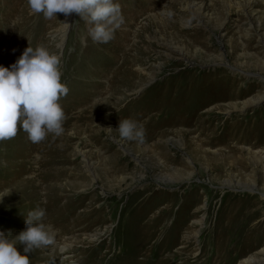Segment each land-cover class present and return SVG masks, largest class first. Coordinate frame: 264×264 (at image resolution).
Returning <instances> with one entry per match:
<instances>
[{
	"label": "rangeland",
	"instance_id": "1",
	"mask_svg": "<svg viewBox=\"0 0 264 264\" xmlns=\"http://www.w3.org/2000/svg\"><path fill=\"white\" fill-rule=\"evenodd\" d=\"M116 2L123 23L95 43L76 13L0 0V66L44 46L61 58L59 102L82 90L59 136L0 141V231L35 210L11 195L22 176L81 215L30 264H264V0ZM124 119L143 137L120 138Z\"/></svg>",
	"mask_w": 264,
	"mask_h": 264
},
{
	"label": "clouds",
	"instance_id": "2",
	"mask_svg": "<svg viewBox=\"0 0 264 264\" xmlns=\"http://www.w3.org/2000/svg\"><path fill=\"white\" fill-rule=\"evenodd\" d=\"M34 14L52 19L57 13L78 14L91 25L88 35L95 43H108L123 23L116 0H27ZM66 29L71 25L64 22ZM61 58L44 46L28 47L10 67L0 66V141L14 138L19 130L31 142L43 141L49 133H63L65 113L59 100L68 88L61 82ZM111 128V127H110ZM112 129V128H111ZM120 138L143 137V128L131 119L119 120L115 129ZM7 191V190H5ZM46 212L37 208L28 213L25 228L16 235L0 231V264H30L33 249L54 242L55 230L43 222ZM21 246V247H18Z\"/></svg>",
	"mask_w": 264,
	"mask_h": 264
},
{
	"label": "bare ground",
	"instance_id": "3",
	"mask_svg": "<svg viewBox=\"0 0 264 264\" xmlns=\"http://www.w3.org/2000/svg\"><path fill=\"white\" fill-rule=\"evenodd\" d=\"M1 5V4H0ZM1 19V18H0ZM0 22H2L0 20ZM1 27V26H0ZM1 37V35H0ZM3 37V36H2ZM1 42H3L2 40H0ZM0 47H2L0 45ZM3 49H5V51L7 50L8 53L9 50L8 48L4 45L3 43ZM11 54V53H10ZM10 59V58H9ZM77 68V67H76ZM133 71V70H132ZM129 71H127L126 73L128 74ZM134 74V72H133ZM75 81V80H74ZM130 82V81H129ZM80 88V87H79ZM85 92V91H84ZM82 93L81 89H78V87H76V89L72 92L71 95H68L67 98H62V100L59 102L63 108L64 113H66L67 111H70L69 109L73 108L76 109V111H78V107H79V102L78 99L80 98ZM88 95V94H87ZM84 96V95H83ZM90 96V95H89ZM82 98V97H81ZM87 97H85L86 99ZM82 100V99H81ZM84 100V99H83ZM89 98L86 99V101L88 102ZM84 101V102H86ZM81 102V101H80ZM204 106V105H203ZM161 108V107H160ZM164 108V107H163ZM202 108V107H201ZM191 109V108H190ZM192 110V109H191ZM73 111V110H72ZM194 111H196L194 109ZM200 111V110H199ZM74 112V111H73ZM96 112V111H95ZM198 112V111H196ZM98 113V112H97ZM196 113H194L195 115ZM206 114L209 115V113L207 112ZM205 114V115H206ZM104 115V114H103ZM200 115V114H199ZM204 115V114H203ZM207 115V116H208ZM98 116V115H97ZM95 116V117H97ZM210 116V115H209ZM94 117V118H95ZM193 117V116H192ZM98 118V117H97ZM96 118V119H97ZM140 118V117H139ZM119 119V118H118ZM136 119V118H133ZM197 119V118H196ZM199 119V118H198ZM197 119V120H198ZM204 119V118H202ZM139 120V119H138ZM165 120V119H164ZM174 120V119H173ZM193 120V118H192ZM66 121V120H65ZM65 121L63 123H65ZM67 121H70L72 124L71 119H68ZM141 121V120H140ZM170 121V120H167ZM172 121V120H171ZM194 121V120H193ZM201 122V121H200ZM204 122V120H203ZM76 121H74V125L76 126ZM152 123V122H151ZM197 123V122H196ZM202 123V122H201ZM206 123V122H205ZM71 124H68V126H70ZM168 124V123H167ZM191 124V123H190ZM199 124V122H198ZM202 125V124H201ZM161 127V126H160ZM157 128V127H156ZM159 128V127H158ZM149 130V129H148ZM156 131V130H155ZM157 132V131H156ZM155 132V133H156ZM164 133V132H163ZM168 136V135H167ZM209 142V141H208ZM38 147V146H37ZM40 147V146H39ZM29 148V151H31L32 146L27 147ZM25 149L24 151V157L23 160L26 161L27 158H30V152L28 153V149ZM139 149V148H138ZM14 161V160H13ZM19 161V160H18ZM251 161V160H250ZM15 163V162H14ZM23 164V163H21ZM49 165H52L51 163H49ZM244 165V164H243ZM222 169V168H221ZM236 169H238L236 167ZM119 171V170H117ZM217 171V170H216ZM221 172V171H220ZM219 174V173H218ZM21 175V174H20ZM59 176V175H58ZM220 176V175H219ZM217 177V176H216ZM21 177L17 178L16 181V186L17 188L13 190V192L11 193V195L13 194H17V198H19L16 202L19 201H26L28 202L27 204L23 205V206H27L30 207L32 205L35 206V209L37 208H43L46 212V215L44 217L43 222L45 224H50L53 226V229L55 230V238L56 239H61L62 237H64L67 233V229L71 228L73 231L76 230L79 227V220L81 218L80 214H77V206L72 205L68 202H66L65 204H62V198L57 194V192L55 193L54 190H52V188H49L48 190H40L38 188H35L33 186L32 183H30L29 180L27 179H21ZM55 180V176H51L47 179L48 182L54 181ZM228 184V183H227ZM230 184V183H229ZM37 190V191H36ZM44 191V192H43ZM15 192V193H14ZM43 192V193H42ZM48 192V193H47ZM51 193V195L49 194ZM10 196V195H9ZM21 203V202H19ZM10 205V204H9ZM37 207V208H36ZM88 213V212H87ZM85 213V216L86 214ZM258 214V211H248V219L250 218H254L255 215ZM264 214V213H263ZM23 223V222H22ZM25 225V222H24ZM25 228V227H24ZM19 233V229H16L15 231H12L11 235L13 234H18ZM21 247V246H18ZM51 248V244L41 247L39 249H33L29 255H35L33 258H37L40 260L43 259L42 257L45 255V252L49 251V249ZM64 249V248H63ZM60 250H62V248H60ZM63 251V250H62ZM39 262V261H38ZM52 263V262H51ZM39 264V263H38ZM43 264V263H40Z\"/></svg>",
	"mask_w": 264,
	"mask_h": 264
}]
</instances>
